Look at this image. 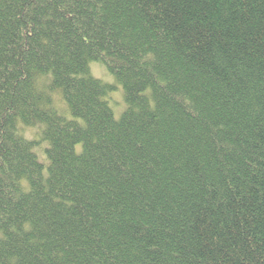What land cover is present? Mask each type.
I'll return each instance as SVG.
<instances>
[{"label": "trees", "instance_id": "trees-1", "mask_svg": "<svg viewBox=\"0 0 264 264\" xmlns=\"http://www.w3.org/2000/svg\"><path fill=\"white\" fill-rule=\"evenodd\" d=\"M0 264H264V0H0Z\"/></svg>", "mask_w": 264, "mask_h": 264}, {"label": "rangeland", "instance_id": "rangeland-1", "mask_svg": "<svg viewBox=\"0 0 264 264\" xmlns=\"http://www.w3.org/2000/svg\"><path fill=\"white\" fill-rule=\"evenodd\" d=\"M91 70L95 76L101 78V80L103 79V81L105 80L104 81L105 83H110V82H106V81L116 82L115 78L112 75H110L105 68L100 67L99 64H97V63L91 64ZM111 107L114 111L115 118L117 120H120L121 116L123 115V113L125 112V110L127 108V105H126L125 99H124L123 88L119 84H117V89L112 94V105H111ZM35 132H36L35 129L26 130V133H27L26 136L32 137L35 134ZM79 149H81V148H79Z\"/></svg>", "mask_w": 264, "mask_h": 264}]
</instances>
